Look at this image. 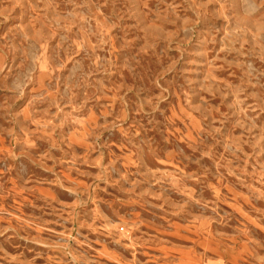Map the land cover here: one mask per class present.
Instances as JSON below:
<instances>
[{"label":"rangeland","instance_id":"rangeland-1","mask_svg":"<svg viewBox=\"0 0 264 264\" xmlns=\"http://www.w3.org/2000/svg\"><path fill=\"white\" fill-rule=\"evenodd\" d=\"M0 264H264V0H0Z\"/></svg>","mask_w":264,"mask_h":264}]
</instances>
